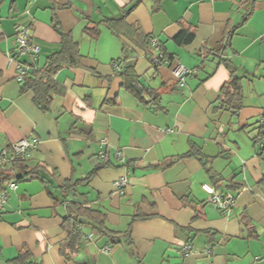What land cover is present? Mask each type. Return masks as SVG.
Masks as SVG:
<instances>
[{"label": "crops", "instance_id": "crops-1", "mask_svg": "<svg viewBox=\"0 0 264 264\" xmlns=\"http://www.w3.org/2000/svg\"><path fill=\"white\" fill-rule=\"evenodd\" d=\"M136 1L0 0V147L38 140L24 163H0V195H6L0 200V264H15L12 259L23 250L30 254L25 264H264V149L255 143L264 115V0L253 2L246 19L248 0ZM134 3L126 23L138 25L173 56L156 71L142 49L99 23ZM54 19L77 44L82 66L56 72L63 93L54 94L43 111L30 90H21L11 52L15 28L27 27L43 66L62 47ZM95 24L99 33L92 38L84 31ZM182 28L193 30L194 39L178 45L174 37ZM226 31L232 33L224 51L208 54L224 45ZM123 45L133 54L129 59ZM118 59L159 91L158 106L144 104L122 85L112 68ZM223 59L246 76L236 116L213 110L229 79ZM177 63L195 70L180 87L172 77ZM100 134L107 137L103 149L122 152L121 166L113 157V164L96 159ZM190 143L211 159L216 185L196 158L160 166L184 155ZM37 166L47 172L45 182L18 179ZM121 176L127 184L120 190L113 182ZM67 179H81L72 199L103 211L109 229L123 231L132 222L135 259L123 244L96 235L88 222L82 230L93 237L65 259L59 248L67 238L62 228L67 209L59 187ZM202 184L232 194L231 209L206 202ZM134 214L141 217L131 221ZM186 243L191 250L183 256Z\"/></svg>", "mask_w": 264, "mask_h": 264}, {"label": "trees", "instance_id": "trees-1", "mask_svg": "<svg viewBox=\"0 0 264 264\" xmlns=\"http://www.w3.org/2000/svg\"><path fill=\"white\" fill-rule=\"evenodd\" d=\"M138 1V0H137ZM136 1V3H137ZM255 0H248L249 8L245 13L244 19L249 17L253 10V2ZM134 3L128 9H121L120 15L116 17H105L101 20L103 25H105L110 32L115 36H124L128 39L133 45L142 49L144 54L151 62V67L154 71L157 70L159 66L163 64H167L173 58L172 54L168 53L161 44L158 43L156 38L151 35L144 34L138 25H128L125 21L126 14L136 5ZM243 19V20H244ZM52 26L56 33L60 36L62 47L61 49L51 54L46 58V62L43 66L38 65L36 59L33 62H29L27 57L24 56L20 58V62L24 65L28 66L27 74L24 80L21 83L22 91H31L32 99L35 105L43 111L49 110L50 103L53 99L54 94H62L63 90L57 86V82L55 80L56 72L64 67V66H78L81 67V56L77 50V44L73 42L72 37L69 33H64L59 27L58 22L54 19ZM86 35L96 38L98 36V24H95L91 27L85 28ZM232 31H226L224 33V44L221 48L216 50L207 51L209 54H219L221 51H224L226 48V44L228 43L229 36ZM194 39V31L182 28L177 35L174 37V42L178 45H185L190 43ZM30 40V35H29ZM30 42H32L30 40ZM34 43V42H32ZM35 44V43H34ZM154 44L157 45V50L154 48ZM37 45V44H36ZM39 49V47H38ZM123 55L124 59H129L132 57L131 53H128L126 50V45H123ZM222 49V50H221ZM206 53V54H207ZM161 56V58L158 57ZM156 58L160 59L156 61ZM163 60H166L167 63H162ZM226 69L229 71V79L221 86L217 100L213 105V110H226L231 113V115H238L239 111L243 107L244 93H243V85L242 80L246 77L244 74H238L235 66L226 59L221 61ZM117 63L119 68L117 71H114L115 74H118L122 79V85L135 97L141 100L144 104L149 106H158L160 101V93L157 89L152 88L149 85H145L136 74L134 67L132 64H124L121 65V60H114L112 62ZM264 76V75H263ZM175 85H177L176 80H174ZM156 109V108H155ZM263 117L260 119V124L258 127V135L256 136L255 143H257L259 138L263 139L262 146L260 149H264V122L262 121ZM34 150V149H33ZM31 152V151H30ZM29 152V154H30ZM184 157H193L196 158L201 166L204 168V171L207 173L209 178L216 185V174L212 171L210 158L204 156L201 150L196 147L193 143H190L189 150L181 156H178L173 159H168L161 162L160 166L168 167L175 163V161L182 159ZM28 156L20 162L13 164H22L26 161ZM11 163V162H7ZM6 164V163H4ZM101 164H113L111 162L101 163ZM121 166V164H118ZM96 169L91 171L87 176L83 177L82 180H87L95 173ZM47 176V172L42 166H37L32 170L25 172L23 175L18 177L21 179H39L42 182H45ZM81 179L73 180L67 179L64 181L61 187H59L60 193L62 194V202L65 203L67 209V216L63 218L62 228L67 232V238L64 243L60 245V253L67 260L73 259L81 250L82 243L84 240L91 239L94 235L91 233H84L82 230L83 224L88 222L92 225L94 232L99 237H104L108 240L109 244H123L126 249L130 252L134 259L136 258V253L133 245V241L131 239V223L127 226V228L123 231H114L109 229L106 226V217L105 213L99 209H92L85 202H78L72 199V195H76V185L78 181ZM221 179H219L220 181ZM4 181V178L0 177V189L2 188L1 183ZM13 183V182H12ZM12 189V188H11ZM6 199L5 194L0 195L1 203H3ZM207 202V200H206ZM1 205V204H0ZM141 217L139 214H134L131 221ZM145 217V216H143ZM108 247L109 246H105ZM104 247V249H105ZM29 252L27 250L21 251L15 258L12 259V262L15 264H25V260L29 257ZM138 264H142L140 260L137 261ZM40 264V263H37Z\"/></svg>", "mask_w": 264, "mask_h": 264}, {"label": "built area", "instance_id": "built-area-1", "mask_svg": "<svg viewBox=\"0 0 264 264\" xmlns=\"http://www.w3.org/2000/svg\"><path fill=\"white\" fill-rule=\"evenodd\" d=\"M155 50H157V45L154 44ZM38 46L29 40V30L24 26H17L15 28V37L13 40L12 55L11 59L14 60L16 64V80L22 82L27 74L28 66L20 62V58L26 56L29 62H33L38 54ZM161 58L160 55H158ZM160 59L156 58V61ZM162 63H167L166 60H163ZM114 71H117L119 66L117 63L112 64ZM194 69H188L181 64H175L172 68V77L176 80L178 86H182L184 83V78L188 74H194ZM264 122V119L262 120ZM96 140L99 144V151L96 153V159L101 163L113 161L116 164H123L125 158L122 155V152L118 149L113 150V152L106 151L103 147L107 144V137L105 134H100L96 136ZM263 139L259 138L257 143L262 146ZM38 145V140L36 138H22L16 142L9 144L7 147H0V163L4 164L7 162L17 163L23 161L28 155L29 152L35 149ZM112 163V162H111ZM127 184V177L121 176L118 179L114 180L113 185L117 189H122ZM9 187L12 189L16 188L15 183H10ZM202 189L207 194V202L212 204L215 208L228 212L234 203V197L230 193H221L215 187L209 184H202ZM105 250H108V247H105ZM191 250V244L186 243L181 248V254L186 256Z\"/></svg>", "mask_w": 264, "mask_h": 264}]
</instances>
